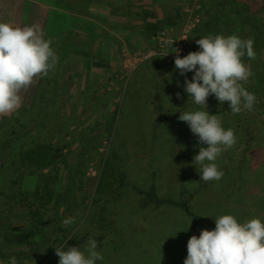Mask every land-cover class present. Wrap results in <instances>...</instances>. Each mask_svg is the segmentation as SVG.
<instances>
[{
    "label": "rangeland",
    "instance_id": "1",
    "mask_svg": "<svg viewBox=\"0 0 264 264\" xmlns=\"http://www.w3.org/2000/svg\"><path fill=\"white\" fill-rule=\"evenodd\" d=\"M168 1L102 0L99 3L107 6V17H103L104 11H98L100 14L95 15L87 8L76 6L74 13L78 18L74 20L73 27L63 38L60 36V41L57 40L58 36L54 39L53 45L57 48H54V52L64 61L61 67L64 79L57 100L61 107L58 112L61 119L57 123L58 130L54 129L57 136H64L69 142V147L64 149L68 163L79 157V143L85 132L92 133L89 128L95 123L101 125L96 144L99 155H93L94 161L86 163L77 177L81 199L87 203L93 202L88 224L92 220L93 223L87 228L80 226L79 234L86 232L87 238L79 248L84 250L89 237L94 238L97 251L103 255V260H98L96 264H184L187 242L191 237L184 214L168 205L140 209L137 189L148 190L156 186L154 191L160 198L176 197L179 191H185L178 198L185 201L190 200L188 192L196 191L202 185L203 190L194 195L191 202L192 208L199 211V230L215 228L213 217L226 213L234 215L238 222L254 217L264 221V47L253 49L255 58L247 55L241 58L252 73L246 82L241 81L248 91L255 94L256 101L251 110L243 109L233 114L229 102L221 104L214 95L207 97V108L193 104L184 88L185 79H191L192 72L182 75L169 58H158L159 62L155 60L154 64L151 59V65L148 59L171 55L172 48H167L164 54H150L156 49L153 37L158 32L172 28V34L179 35L189 28L195 15H198V22L189 29L185 50L189 53L199 49L195 41L200 37L192 38L201 23L202 15L197 6L201 5L202 8L204 0H182L183 7ZM218 2L229 10L233 17L230 19L234 22L229 24V19L220 18L219 26L222 27L212 34L233 35L235 23L241 22L239 30L243 31L245 39H249L257 34L251 23H258L264 28V0ZM4 3L5 0H0V5ZM3 9L0 11V21L6 23L7 16L13 24L17 22L14 26H18L19 21L23 20L14 0L9 1ZM244 14L246 19L235 18ZM53 16L56 15L46 14V20H53ZM154 26L156 30L152 33ZM142 29L146 35L140 32ZM205 29L200 32L201 37L208 35ZM145 62L149 66L144 67ZM49 73L50 70L46 76H41L35 92L29 93L27 87L30 85L20 90L21 106L10 114H0V124L13 116L26 115L27 110L33 111L42 102ZM160 81L164 88L160 86ZM123 98L127 99V103H132L133 109L119 111L111 119V106L120 104ZM154 103L161 104L162 112L165 115L169 112L170 117L151 131L145 123L149 118L145 114L148 110L145 106L152 109ZM182 106L185 109L181 112L201 109L216 114L225 129L234 130L235 144L223 150L215 161L223 172L218 181L200 179L192 163L199 151L198 137L186 122L178 119L180 113L173 110L170 114L173 108ZM152 113L150 118L154 121L156 115L154 111ZM151 138L154 145L150 149ZM247 142L252 147L248 148ZM186 146H190L187 163ZM112 150L120 153L122 170L129 180L120 188L117 199L110 198V204L104 202L107 194L104 186L98 193L95 194V191L102 162ZM103 216L106 222L101 227L99 217ZM10 222L27 226L26 209H14ZM0 246L13 251L20 248L7 239H2ZM48 252L46 249L44 255L47 258L39 264H58L56 251L49 257L46 255ZM34 262L29 261L28 264ZM0 264L9 262L3 260Z\"/></svg>",
    "mask_w": 264,
    "mask_h": 264
},
{
    "label": "trees",
    "instance_id": "2",
    "mask_svg": "<svg viewBox=\"0 0 264 264\" xmlns=\"http://www.w3.org/2000/svg\"><path fill=\"white\" fill-rule=\"evenodd\" d=\"M107 2L111 5V2ZM251 27L257 31V34L251 38L253 49L264 47V28L258 23H251ZM153 28L152 33L156 30L155 26ZM237 36L245 39L243 31ZM51 47L53 50L57 49L52 43ZM56 55L58 61L46 78L47 88L42 93V102L33 111L24 107V111L28 112L26 115L24 113L13 116L0 124V242L2 239H7L20 246L16 251L4 250L0 246V261L9 262L10 257H15L17 264H28L29 261L34 262V260L39 264L42 259L47 258L44 255L46 249L49 251L46 254L49 257V254L56 251L55 248L75 245L79 247L87 238L86 232L79 234L80 226L90 227L93 223L92 219H95L92 218V222L88 224L93 202L87 203L81 199L77 177L81 175L86 163L94 161L93 155H99L96 144L101 125L95 123L89 128L92 133L85 132L84 138L79 143L81 147L79 157L76 161L68 163L64 149L69 147V142L64 136H57L54 129L55 127L58 130L57 123L61 119L58 113L61 107L58 106L57 100L64 79V71L61 69L64 61L60 55ZM126 103L127 99L123 98L120 104L111 106V119H114L119 111H124L126 108L133 109L132 103ZM154 104L155 107H152L156 115L154 121L150 118L153 114L152 109L145 106L148 108L145 114L149 115L145 123L151 131L168 121L170 117L169 112L168 115L162 112L161 104ZM183 109H185L183 106L173 108L170 114L173 110L179 114ZM150 121L153 123L150 124ZM116 127L118 128V125ZM67 133L71 132L67 131ZM149 143L148 148L151 149L154 139L151 138ZM185 149V163H187L190 146H186ZM155 173L153 171V175ZM127 177L126 172L122 170L120 153L112 150L100 167L95 194L104 186L107 189L104 202L112 204L110 198H118L120 188L129 180ZM155 187L151 186L148 190L137 189V194L140 195L138 199L140 209L161 205L176 207L184 214L188 224L191 222L188 228L191 236L199 235V211L196 212L192 208L191 202L193 196L203 190V186L199 185L197 192H188L190 200L185 201L178 199L180 195L186 193L185 191H179L176 197L171 195L160 198L154 191ZM21 207L26 209L27 226L13 225L10 222L13 210ZM68 217L72 218V222L63 224L62 221ZM105 222L104 216L99 217V226L103 227Z\"/></svg>",
    "mask_w": 264,
    "mask_h": 264
},
{
    "label": "clouds",
    "instance_id": "3",
    "mask_svg": "<svg viewBox=\"0 0 264 264\" xmlns=\"http://www.w3.org/2000/svg\"><path fill=\"white\" fill-rule=\"evenodd\" d=\"M195 42L198 50L183 57L177 55L174 60L182 75L193 73L184 83L193 102L207 108V97L214 95L221 104L229 102L233 114L251 110L255 94L241 81L246 82L252 73L241 58L245 55L255 58L253 40L235 34H208ZM57 61L51 40L44 38L42 32L33 26L20 27L0 21V114L18 109L22 103L20 90L37 75L46 76ZM178 119L188 124L200 142L192 160L200 179L220 180L223 172L215 161L223 150L235 144L234 130L225 129L216 114L201 109L180 111ZM213 218L215 228H203L199 235L189 238L184 264H264V221L254 217L238 222L230 213ZM71 222V217L62 221L65 225ZM55 250L58 264H96L103 260L92 237L84 250L76 245ZM9 264H17L16 258L10 257Z\"/></svg>",
    "mask_w": 264,
    "mask_h": 264
},
{
    "label": "crops",
    "instance_id": "4",
    "mask_svg": "<svg viewBox=\"0 0 264 264\" xmlns=\"http://www.w3.org/2000/svg\"><path fill=\"white\" fill-rule=\"evenodd\" d=\"M9 1L11 2L12 0H5V3L0 5V11L2 10L3 7L4 9L5 7H7V4L9 3ZM14 1L16 3V9H18V5H19L20 8L18 10L22 12L20 15L22 16L23 20L19 21L18 26L20 27L33 26L35 29L43 33L44 38L50 39L52 41L51 42L52 44L55 43L54 41L55 37L57 38L58 36L57 40L60 41L61 39L60 36L63 38V36L67 34L70 28L73 27L74 20L78 18V15L74 13L75 12L74 9L76 6L87 8V10L90 13H93L95 15L100 14L98 13V11H104L105 15H103V17H107L108 15V10H107L108 8H106L107 6H103V5L101 6V4L99 3L102 0H14ZM164 1H168V0H164ZM168 2L175 3L174 5L178 7H183L182 6L183 4H181L182 0H170ZM201 4H202V8H201V5L197 6V7H200L199 12L202 15L201 23L198 26L196 32L194 33L192 40L201 37L200 32H202L204 28H206L204 32L208 34H212L219 27H222V26H219L221 22L220 18L229 19V24H232V21H233L232 19H230L233 17L230 13H228L229 10H227L226 8H223L220 5V2H218V0H204V2ZM14 10H15V4H14ZM49 13H54L56 15V16H53V20H46V14L49 15ZM245 15L246 14L243 15L244 17L242 15L241 16L239 15V17H235V18H240V20H242L243 18L246 19L247 16L245 17ZM5 21L6 23L9 22V24H12V25L17 24V22L15 24L10 22V19H8L7 16L5 17ZM240 23L241 22L235 23V26H234L235 35L236 34L239 35L241 32V30H239V28L241 27L239 25ZM123 28H125L124 25H123ZM140 32L146 35V32L144 29H142V31L140 30ZM158 58L160 60L161 58L163 59L169 58L174 62V59L171 57V55L170 56L169 55L153 56L148 59L150 65L152 63L154 64L155 60L156 62H159ZM151 59L153 61L152 63L150 62ZM149 63L145 62L143 64L144 67H147L146 65L149 66ZM41 76L42 75H37L36 77H34L33 82L30 84L29 87H27V90L29 91V93L30 91L35 92L37 90V86L40 83ZM191 76H192V73H191ZM159 84L161 87L164 86L161 81L159 82ZM249 131L252 132L251 130ZM247 145H248L247 146L248 148L252 147L250 146V143L249 144L247 143Z\"/></svg>",
    "mask_w": 264,
    "mask_h": 264
},
{
    "label": "built area",
    "instance_id": "5",
    "mask_svg": "<svg viewBox=\"0 0 264 264\" xmlns=\"http://www.w3.org/2000/svg\"><path fill=\"white\" fill-rule=\"evenodd\" d=\"M196 22H198V15L193 16L189 28L185 29L179 35L172 34V28H167L158 32L153 37L156 43V49L150 52V54H164L167 48H172L171 57L174 60L177 55L181 57L187 55L188 52L185 50V46L189 39V29L193 27Z\"/></svg>",
    "mask_w": 264,
    "mask_h": 264
}]
</instances>
